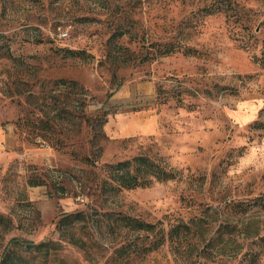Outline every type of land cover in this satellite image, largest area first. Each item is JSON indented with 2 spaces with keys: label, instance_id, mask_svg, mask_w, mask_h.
I'll list each match as a JSON object with an SVG mask.
<instances>
[{
  "label": "rangeland",
  "instance_id": "obj_1",
  "mask_svg": "<svg viewBox=\"0 0 264 264\" xmlns=\"http://www.w3.org/2000/svg\"><path fill=\"white\" fill-rule=\"evenodd\" d=\"M139 156L177 177L107 185V165ZM179 224L191 233L151 250ZM7 251L264 264V0H0V261Z\"/></svg>",
  "mask_w": 264,
  "mask_h": 264
},
{
  "label": "trees",
  "instance_id": "obj_2",
  "mask_svg": "<svg viewBox=\"0 0 264 264\" xmlns=\"http://www.w3.org/2000/svg\"><path fill=\"white\" fill-rule=\"evenodd\" d=\"M62 84H67V82H61ZM74 86H77V83H71ZM106 121L101 120L100 126H102ZM50 128V127H49ZM87 160H89L87 158ZM107 171L109 172V178L111 182H106L107 185H110L112 189L121 190V189H136L149 187L155 182H165L175 179L176 173L172 170L167 169L166 167L160 166L149 158L145 156L135 157L132 160L122 161L115 164L107 165ZM115 184V185H114ZM81 214L68 215L66 220L71 219L72 217L80 219ZM123 221H127V224L133 225L140 230L154 231L156 228L155 225L145 224L144 222L131 219L130 217H123ZM230 224H227V226ZM228 226V227H229ZM192 226L190 224H179L173 226L169 233L168 237H164L162 242H159L151 250H157V248L163 246L165 242H174L177 241L180 243L186 234L191 233ZM26 243V251L30 253L45 254L48 256L52 249H56L57 245L55 242L47 241L34 243L31 241H24ZM11 243L20 244L21 240L13 239ZM78 243L75 241V244ZM78 245V244H77ZM124 247L121 251H124ZM30 259L23 257L22 255H17L10 251L4 252L0 264H30Z\"/></svg>",
  "mask_w": 264,
  "mask_h": 264
},
{
  "label": "built area",
  "instance_id": "obj_3",
  "mask_svg": "<svg viewBox=\"0 0 264 264\" xmlns=\"http://www.w3.org/2000/svg\"><path fill=\"white\" fill-rule=\"evenodd\" d=\"M61 37L64 39H68V34L66 32H64L63 34H61Z\"/></svg>",
  "mask_w": 264,
  "mask_h": 264
}]
</instances>
